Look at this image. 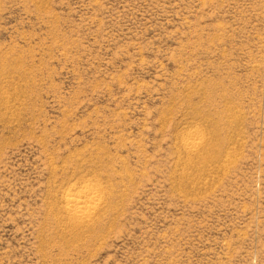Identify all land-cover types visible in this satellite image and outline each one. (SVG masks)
<instances>
[{
  "label": "rangeland",
  "instance_id": "1",
  "mask_svg": "<svg viewBox=\"0 0 264 264\" xmlns=\"http://www.w3.org/2000/svg\"><path fill=\"white\" fill-rule=\"evenodd\" d=\"M0 264H264V0H0Z\"/></svg>",
  "mask_w": 264,
  "mask_h": 264
},
{
  "label": "bare ground",
  "instance_id": "2",
  "mask_svg": "<svg viewBox=\"0 0 264 264\" xmlns=\"http://www.w3.org/2000/svg\"><path fill=\"white\" fill-rule=\"evenodd\" d=\"M198 135L193 134L186 140L185 146L188 149H193L197 145ZM97 200L95 194L90 190H83L74 195L68 194L66 203H73L67 208V217L74 224L85 221L91 218L90 213L95 209V201ZM90 220V219H89ZM84 226V225H83ZM76 230V229H75Z\"/></svg>",
  "mask_w": 264,
  "mask_h": 264
}]
</instances>
